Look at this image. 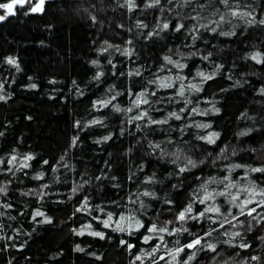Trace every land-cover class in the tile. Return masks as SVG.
Listing matches in <instances>:
<instances>
[{"label":"trees","instance_id":"trees-1","mask_svg":"<svg viewBox=\"0 0 264 264\" xmlns=\"http://www.w3.org/2000/svg\"><path fill=\"white\" fill-rule=\"evenodd\" d=\"M37 2L0 9V264H264V0Z\"/></svg>","mask_w":264,"mask_h":264},{"label":"snow or ice","instance_id":"snow-or-ice-1","mask_svg":"<svg viewBox=\"0 0 264 264\" xmlns=\"http://www.w3.org/2000/svg\"><path fill=\"white\" fill-rule=\"evenodd\" d=\"M26 2L31 3V0H14V2L10 3V4H0V9H6L7 10L6 15L14 14V12H13L14 5L19 4L20 6H23L24 3H26ZM222 2L227 3V0H222ZM42 4H43V0H40V4H38L36 7H34L32 9V11L33 12L40 11ZM6 15H0V21H3L6 18ZM233 15H235V13H233ZM164 27L167 28L168 25L165 24ZM8 62L9 63H15L14 59H12V58H9ZM181 67H182V65H181ZM199 75H203V74L200 73ZM210 78L211 77H205V79H210ZM33 87H35V86L33 85ZM193 87H195V85H193ZM181 94H182V91H181ZM0 98H2V97H0ZM173 115H175V114H173ZM177 118H179V117H177ZM93 123H97V122L94 121ZM204 127H207V125H204ZM213 135H215V134H213ZM105 139H107V138H105ZM206 139H208L209 142H212V137H207ZM181 171H184V169H181ZM253 171L264 172V169H253ZM201 203H203V201H201ZM186 211L191 212V207L187 208ZM206 211H219V209L218 208H211V209H207ZM37 215H42V213L37 212ZM178 219H180V220L185 219V212H181L178 216ZM105 226H107V223H105ZM153 230H154V227L149 229V231H153ZM161 231H163V229H161ZM92 235L101 236V238H103L101 233H92ZM147 239H148V237L145 238L146 241H147ZM121 243H123V241ZM199 243H200V240H195L191 244H188L186 247L192 248ZM129 247H131V246L129 245ZM209 247H212V246H209ZM181 250L182 249H178L177 251H181Z\"/></svg>","mask_w":264,"mask_h":264},{"label":"water","instance_id":"water-1","mask_svg":"<svg viewBox=\"0 0 264 264\" xmlns=\"http://www.w3.org/2000/svg\"><path fill=\"white\" fill-rule=\"evenodd\" d=\"M39 1H40V0H39ZM13 2H14V0H13V1H11L10 3H13ZM10 3H9V4H10ZM15 5H17V4H15Z\"/></svg>","mask_w":264,"mask_h":264},{"label":"flooded vegetation","instance_id":"flooded-vegetation-1","mask_svg":"<svg viewBox=\"0 0 264 264\" xmlns=\"http://www.w3.org/2000/svg\"><path fill=\"white\" fill-rule=\"evenodd\" d=\"M38 4H40V2H37Z\"/></svg>","mask_w":264,"mask_h":264}]
</instances>
